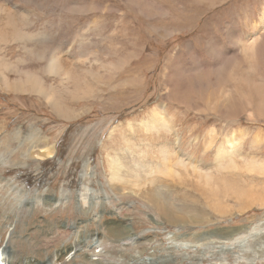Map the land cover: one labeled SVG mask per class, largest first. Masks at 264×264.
Instances as JSON below:
<instances>
[{"label":"rangeland","instance_id":"rangeland-1","mask_svg":"<svg viewBox=\"0 0 264 264\" xmlns=\"http://www.w3.org/2000/svg\"><path fill=\"white\" fill-rule=\"evenodd\" d=\"M0 249L264 264V0H0Z\"/></svg>","mask_w":264,"mask_h":264},{"label":"bare ground","instance_id":"bare-ground-1","mask_svg":"<svg viewBox=\"0 0 264 264\" xmlns=\"http://www.w3.org/2000/svg\"><path fill=\"white\" fill-rule=\"evenodd\" d=\"M162 147H164V146H162ZM167 149V148H166ZM169 149V148H168ZM172 151H173V153H175L174 152V150L172 149ZM163 152V151H162ZM172 152H171V150H165V154H168V156L170 157V158H172V159H174L176 156L173 154ZM52 154H53V152L52 151H41V152H39L36 156H35V158L37 159V160H46V159H49V158H51L52 157ZM219 156H221V153L218 151V157ZM217 157V158H218ZM189 158V157H188ZM188 162H189V160H188ZM187 162V163H188ZM176 164H178V165H182L184 168H185V166H187V164H184V163H181V162H176ZM189 164V163H188ZM191 165H193V164H191ZM191 165H189V166H191ZM194 166V165H193ZM186 169V168H185ZM194 169V168H193ZM196 169H194V173L196 172L195 171ZM202 171V170H201ZM203 172V171H202ZM201 172V173H202ZM240 201V200H239ZM153 202H154V200H153ZM156 203V202H155ZM166 206V205H165ZM169 207V206H168ZM156 208L158 209V210H162V207H161V205L159 204V203H156ZM70 227V226H69ZM130 235H132L131 233H130ZM138 240V238L137 237H132L131 239H129L128 241H131V240ZM84 242H81V246H82V244H83ZM88 243H92V244H97L98 242H88ZM128 243H130L131 245H133V244H138L137 243V241L136 242H128ZM77 244V243H76ZM101 244V243H100ZM18 246V245H17ZM81 246H73V247H75V249H74V251H75V253H79V251H80V249H81ZM100 247H101V245H100ZM126 247V246H125ZM0 264H36V263H34V261L33 260H29L27 263H23V261H22V259L21 258H19L17 255H14V254H6V251L5 250H3V249H0ZM74 253V254H75ZM70 254V252H68L67 254H66V256H68ZM73 254V255H74ZM76 255H78V254H76ZM8 258H7V257ZM62 257V254L61 255H59V259ZM136 258V257H135ZM58 259V260H59ZM135 260V259H134Z\"/></svg>","mask_w":264,"mask_h":264}]
</instances>
